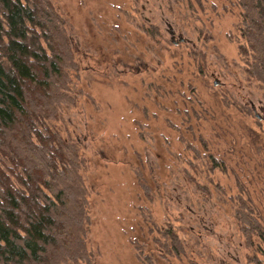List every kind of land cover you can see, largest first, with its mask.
<instances>
[{
	"label": "rangeland",
	"instance_id": "374dc122",
	"mask_svg": "<svg viewBox=\"0 0 264 264\" xmlns=\"http://www.w3.org/2000/svg\"><path fill=\"white\" fill-rule=\"evenodd\" d=\"M51 2L78 70L44 124L83 161L91 264H247L235 211L242 187L264 225V88L239 0Z\"/></svg>",
	"mask_w": 264,
	"mask_h": 264
},
{
	"label": "trees",
	"instance_id": "16d2710c",
	"mask_svg": "<svg viewBox=\"0 0 264 264\" xmlns=\"http://www.w3.org/2000/svg\"><path fill=\"white\" fill-rule=\"evenodd\" d=\"M239 4L240 53L264 88V0ZM65 25L51 0H0V264H91L83 161L44 124L75 103L68 84L78 64ZM244 194L235 216L247 264H264V225ZM168 252L185 253L175 234Z\"/></svg>",
	"mask_w": 264,
	"mask_h": 264
},
{
	"label": "water",
	"instance_id": "95a60500",
	"mask_svg": "<svg viewBox=\"0 0 264 264\" xmlns=\"http://www.w3.org/2000/svg\"><path fill=\"white\" fill-rule=\"evenodd\" d=\"M217 85V83H215Z\"/></svg>",
	"mask_w": 264,
	"mask_h": 264
}]
</instances>
